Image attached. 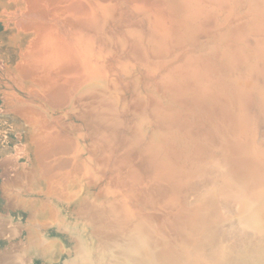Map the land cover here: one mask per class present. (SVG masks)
<instances>
[{
    "label": "rangeland",
    "instance_id": "rangeland-1",
    "mask_svg": "<svg viewBox=\"0 0 264 264\" xmlns=\"http://www.w3.org/2000/svg\"><path fill=\"white\" fill-rule=\"evenodd\" d=\"M85 1L89 2V0H85ZM94 2L97 1L93 0L92 3L93 5L96 6ZM149 2L151 6L153 5V7L150 10L151 13L150 14L148 13L149 15L148 16L145 15V17L142 16L144 14L141 13V10L139 8H137L135 5H131L129 2H125V11H126L125 16L124 13L122 12L121 15L124 17L122 16L120 17L121 19L120 21H122L121 23L125 22V32H124L125 34H122L125 40H123L124 39L123 36L120 35V32L117 31L118 29H116L115 26L111 27L112 29L106 28L105 26L102 25V23H100V21H98L100 19H97L96 21V27L98 26L99 28L98 35L100 36L98 35L96 36L95 28L93 29V27H91L88 30H83L85 32L80 30L79 32L81 36L80 38L81 39L83 38V41H85V42L83 41L81 42H83L84 44L86 43V45L90 47L89 49L90 52H93L94 54L96 53V55L102 58V60H98L99 58L95 57L94 60L97 59L98 64L101 61L99 65L105 64L104 67L105 66L108 67V69L105 67L107 71L106 73L107 74L110 73V75L113 74L111 75L113 80L109 79V81L106 83H104V81L100 82L99 80H97L98 82H93L89 85H86L83 88H80L75 93H73L74 91L72 92L70 91L69 94L71 95L68 94L70 100L68 99L67 103L65 102L66 104L60 107H51L48 102L46 103L47 100L45 99L43 92L35 88L37 84L39 85V83L36 82H35L36 84L31 83L29 88H26V86H23L21 82L14 75L13 68L16 66V64L20 59L19 58L20 57L19 51L21 50L20 44H25L27 38L24 37V39L20 43L15 42L13 40L14 30L9 24L8 20H6V17L2 15L1 6H0V264H49L50 263L49 259L45 256L43 251L37 250V248L34 247L35 244L33 241H35V237L33 236L30 238L29 236V230L27 225L31 215L30 209L28 210V208H24L20 204L19 205L15 204L14 199L11 196L13 192L15 194L17 193V190H15V188L12 186L14 185L15 181L17 182L19 181L18 180L19 176L23 175V173L26 174H28L29 172L31 173V170L33 169V165H32L33 153L30 149L27 148L26 129H25L24 118L22 115V112L26 111V109L28 111H33V110H37V111L40 110L44 112L46 111L45 117L50 116L51 117L50 120L51 122L55 123L54 124L55 127L56 126L59 127V125L61 124L60 127L64 129L66 128L65 130L71 132V134L78 135L79 133L80 136L78 135V139L83 144L82 147L83 149H81L80 152L81 155L84 157L92 156L94 163L96 165L98 164L97 167L99 166L100 168L101 165H105L110 162L112 163V161L114 160L113 164L111 163L109 164L110 166L108 168L110 169H107L106 167L105 169L101 168L102 170L104 169L103 171L99 169L101 173L98 174V183H96L95 186H93V192L96 194L98 192L100 193L104 191L107 181H110L111 184L114 185L113 186V188H115L114 191L118 190L117 192L115 191L114 193L119 192L118 194H120L121 192L124 194L123 200L119 199V202L121 201L122 203H119L118 200L116 201L115 198H117L118 196H113V198H111V200H114L116 203L118 202L120 206L122 205L121 206L122 208L119 207L120 210L117 209V211L112 213V216L109 217L103 216L102 214L100 216H98L99 214H93L94 217L91 218L92 220L85 218L83 219L82 217L78 216L77 211L75 210V207L77 206H74L73 203H71L70 206L69 205L67 206V204L64 203L63 201L60 200L61 201L60 202L58 199H55V202L59 205L58 208L60 209L61 217L63 218L61 221L62 224L59 222V225L58 224L54 226L51 225L50 226L51 228L38 226L40 231H42V236L44 239H48V238L58 239L64 247L65 252H63V254L60 256L58 260L53 261L50 264H99L101 261H103L106 264H114V263L123 264L121 263L123 260L121 253L123 252L121 250L119 251L118 248L120 249L123 248L122 246L124 245V241L127 238L126 235H128L126 241H129L128 239H130L131 238L130 236L133 235L130 231L131 230L130 228H132L131 226L132 225H134V227L138 226L139 225L138 223L140 222L141 223L148 222L153 224L154 221L156 220L157 222L155 221V223L158 224V227H160L161 230L164 228L165 231L164 230L162 231L163 234L165 233L164 236L166 237V239L169 238V240H171V242H173L172 244L174 245L178 244V242H180L181 239L179 233L177 232L181 228L179 226L183 225V223L185 222H189L192 219L191 218L189 221L187 220L186 217H188L189 214L188 216H186L187 212H185V209L181 205V201H180V198L182 197L181 193L185 191V187L187 186L186 184L188 183L186 182V180H188L189 177L191 178L193 175H195L194 173L196 172L197 168L198 169L199 167L209 168L212 166L211 164L212 160L206 157L208 154L207 152L208 151L210 152V150H212L211 151L212 153L209 154H212V156L215 158L217 155L220 156L219 158L221 157L225 158L227 156H230L232 159L241 158L240 156L235 157L236 154H233L232 152H228V145L226 141L228 142L232 141V137L230 138L228 137V135L233 134L231 127L235 124V126L233 127V129L235 130V127H240V125H242L240 124V121H242L241 119L242 114H243L242 116L245 115L247 116L248 114V118L246 119V121L249 119V121H247L246 124L247 130L248 128L251 127L250 125H252L250 123L251 119H253L251 122H253L255 127H256L255 124L257 123H258L257 126H261V127L264 126V123H262V121L264 122L263 120L264 111H263V105H261L263 103H261L262 100L260 101V98H262L260 96H263L264 94L262 92L264 89V72H263L264 66H261L263 67V69L261 70L260 68L261 72H259L258 74L259 76L257 75V79L254 80L255 82L259 81L261 82V84H263V85L260 84L263 87L261 91H259V89L256 88L259 87V84L254 85L255 82L253 83L251 82L252 85H250L251 88L250 90L254 91L255 90L254 88H256L255 90L256 92L254 91L255 94L252 93L253 91L251 93L249 91L247 92L249 95L248 94L241 95L238 94L239 91L237 90V87L240 90V83H239L240 75L243 77L245 73V77H247L248 75L247 71L250 68V65L252 64L251 62L255 64H259V62L262 60V59L258 60V58L257 59L254 58V56L251 54L260 53L259 50L261 49L262 46L259 45L262 43L260 39L264 40L263 37L264 30L262 28L263 27L262 24H264V13H263L264 0H149ZM260 14L261 15L263 14V16H261ZM155 15L156 17L157 16L159 17L156 18V21H154ZM150 16L151 18L152 17L153 18L151 19ZM157 21H160V23L158 22L160 26H158V24L157 25L155 24L157 23ZM146 23L148 27L145 26ZM152 23L154 24L152 25ZM148 24L149 25L151 24V26H149ZM157 26L160 28L158 29ZM154 27L157 29L156 31L158 30L161 31L162 29L164 36L166 37L165 39L166 41H160L159 43L156 41L154 44H152V41H150L149 39L155 37V35L153 36L150 33V31H153V29H155ZM109 29L114 30L116 32L113 33L111 31L110 33ZM86 31H87V35L89 34V36L85 34ZM107 31L109 32L108 36L110 35L109 36L110 40H108V36H106L108 33ZM89 32H92L91 33L92 36H90ZM111 34L114 35L111 36ZM101 35L102 36L105 35L104 38L101 37ZM199 35L200 36L202 35V39L204 38V41L201 39ZM223 35L226 36L223 37ZM233 35L236 36L234 37ZM121 36H122L121 38L122 40L119 39ZM91 37H93V41H90L92 39ZM94 37L95 39L96 38L97 39L94 40ZM105 37H107V40ZM112 37H114L113 38L114 40L112 39ZM225 37L228 38L226 39ZM84 38L88 42H86ZM145 38H149L148 40L150 41V43L149 42L147 43L145 41ZM206 38L208 40V43ZM99 40H102L100 41V44L104 43V41L106 42L110 41L114 46V48L112 45H111L112 48L110 47L111 44L110 42L107 43L105 42L104 44H101L102 47L99 45V43L96 45L92 44L94 42L95 43L99 42ZM198 40L199 41L202 40L201 43ZM253 40H255L256 42ZM248 41L250 42L248 43ZM248 44L249 45L251 44L250 46L253 45L254 46L250 47ZM205 46L208 47L206 48ZM255 46L257 47V49H255L256 51H254ZM98 47H100V49ZM91 48L94 50L92 51ZM105 60H107L108 63L109 62L110 63L108 64ZM248 60L250 61L248 62ZM103 61L104 63H102ZM238 63L242 65L246 63L248 66L246 64L242 66ZM233 67L235 70L232 69ZM240 68L242 69L243 74H241L242 72ZM230 69L232 71H230ZM236 69H237V74H239L238 77L237 74L235 73ZM238 70L240 71L238 72ZM227 73L228 75H230V77L226 75ZM231 73L232 75L235 73L234 75L236 77L234 75L232 76ZM46 77L47 76L44 75V78H42L41 75V80H43L42 82L45 83L48 82L47 81L48 77L47 78ZM259 77L260 78L263 77V79L261 80ZM252 78L253 77H247L246 82L250 79L252 80ZM232 81L234 82L232 83ZM172 83L174 85H172ZM217 84L219 87L216 86ZM253 85L255 87H253ZM191 92L194 94H191ZM234 92L236 93L234 94ZM260 92H262L263 94L260 95ZM74 94L75 96L76 95L77 96L75 97ZM253 94H254V98H253ZM255 95L258 96L256 97ZM249 96H251L252 100L250 99ZM241 97L243 99L245 98L244 99L245 102H243L244 100H242ZM255 98L259 99V101ZM247 99L251 101L250 102L251 104L249 103V101H247ZM69 101L70 103H68ZM235 101L236 103H234ZM247 102L248 104L245 105V103ZM254 103L257 105H255ZM241 104L242 106H240ZM247 105H252L256 109L258 108V111L256 109H253L254 107L252 108V106L251 107L249 106L250 107L249 108ZM259 107H261L260 109L261 111L259 110ZM247 111L250 112L248 113ZM240 112L243 113L240 114ZM256 112L259 113H257L256 115ZM250 114L252 117L249 116ZM121 115L124 120L120 117ZM117 116L119 117V119L117 118ZM234 116L236 120H234L235 119ZM120 118L123 120V123L122 121H120L121 120ZM96 119L97 120L108 119V120H106V122L104 120L102 121L98 120L99 122H97ZM259 121L261 122L262 125L259 124L260 123ZM104 122L106 125L104 124ZM56 123H59V125ZM238 123L240 125H238ZM249 123L250 125H248ZM89 124L91 125L95 124V125L92 128V126ZM213 125L216 126V128L213 127ZM118 128L124 130L121 131ZM205 128L207 129V131L205 130ZM190 130L192 131V133ZM104 131L106 133H104ZM229 131L231 133H229ZM241 131L242 130H240V132ZM248 132L249 131H246L245 133ZM103 133L105 134V136L103 135ZM107 133L108 135L110 133L111 136L110 137H108V135L106 136ZM222 133H224V135ZM205 135H207L208 138ZM106 137L108 139H106ZM221 138L223 141H221ZM103 139L106 140L104 141ZM203 139L205 143L203 142ZM119 140L122 143L119 142ZM107 141H108L107 144L108 146L106 145ZM190 141L194 143L190 145L191 144ZM134 142L136 143L134 144ZM216 143L217 145H215ZM218 143L220 144L218 145ZM110 145L112 147H109ZM127 145H130V147ZM194 146L195 149L192 148ZM221 146H224L225 148L224 147L222 148ZM105 147L107 150L105 149ZM145 147H147L146 150ZM213 147L214 148L218 147V148L213 149ZM184 148H186L187 150H184ZM191 148L194 151H192ZM188 150L192 152H189ZM196 150L198 153H196ZM225 151H227V153H230L231 155L230 154L227 155ZM149 152L154 153L153 155L154 157L151 156ZM193 152L195 155L193 154ZM236 152H238V150ZM142 153L143 154L145 153L144 154L145 157H143ZM219 153L222 156L219 155ZM106 154L107 156H105ZM155 154L157 155L155 156ZM114 156L117 157L116 161ZM215 158L213 160H215ZM206 159L210 160L211 163L209 162V164L211 165L208 164L206 166H203L201 164L202 161H207ZM122 162H124L123 164L125 166L124 165L120 166ZM134 162L138 164V166H136ZM152 162L154 163L153 165ZM156 162L158 165L155 164ZM196 162L201 164V165L200 164L197 165L198 166V167L196 166L197 168L194 166ZM213 162L215 166L217 162L216 161ZM149 164L151 168H154L156 170L154 171L153 169H150ZM139 165L141 168L139 167ZM163 166L164 167L166 166L165 168H167L168 171H170V174L167 173V175H165L166 173L164 174L162 172L167 170V169H163L164 168ZM143 167H147L148 169L146 168L147 169L146 170ZM203 170L205 169L203 168ZM129 171L132 173H130ZM207 171L211 172L212 167L210 168V170L207 169ZM158 172L161 173L162 175L164 174L162 177L165 178H162L161 174H159ZM120 173L121 174L124 173L125 176L124 174H122L121 176ZM137 173L139 174V178L137 177L138 176ZM130 175L133 177H131ZM153 175H155V178H153L154 177ZM156 176H160L161 179H159V177L157 178ZM135 177L138 179L134 180ZM112 178L115 181H113ZM145 178L146 180L148 178L149 179L146 181L144 180ZM181 178L183 179L182 181ZM219 181L221 182V180ZM93 183H91L90 185H93ZM167 183L170 184L167 185ZM173 184H176L177 188ZM178 184L180 186V189ZM24 187L27 189V192H25L23 196H25L27 199L33 197L42 198L41 196L31 192L29 190L28 185H25ZM174 188L175 190L177 189L175 192L177 194L173 193ZM181 190L182 192L180 193ZM11 191L12 193H10ZM105 192L108 193L109 191L105 189ZM169 194L171 196H169ZM178 194H180V196ZM110 195L112 194L110 193ZM169 197L170 198L175 197V198L170 199ZM171 202L174 207H172ZM168 204H170L169 205L170 207L168 206ZM115 206L117 207V205ZM175 207L178 208L176 209ZM120 211H122V213H120ZM118 212L119 215L124 214L123 217H121L122 215L119 216ZM184 213L185 216L183 215ZM116 214L118 215V217H120V219L117 218ZM95 215L99 217V218L97 217V219L100 220V222L95 220L96 219ZM114 216L116 219L114 218ZM184 217L186 219L185 222H183ZM87 220L89 221L87 222ZM144 220L146 222H144ZM178 220H180L181 222ZM170 221L172 222V224ZM93 222L94 224L96 223V226H98V228H100V226H102V228L104 227L103 229L100 228V230H103V232L101 231L100 233H94L93 230L96 231L97 227L95 228L93 226L94 225ZM112 223H114L115 225ZM136 223L138 225H136ZM128 224H131V226L129 225L128 227ZM174 227L175 228L179 227V228L174 229ZM122 229L125 232H122ZM128 230L130 231L129 232L130 234H127ZM111 231L112 233H110ZM121 238L122 239L124 238L123 241ZM30 239H32L33 241L31 242ZM83 242H84L83 245L87 248V250L84 248L83 251H81L79 249L80 248L79 246ZM116 244L121 246L119 247ZM125 259H129V256H125ZM105 260H107V262H105ZM126 262L129 263L128 260H126Z\"/></svg>",
    "mask_w": 264,
    "mask_h": 264
},
{
    "label": "bare ground",
    "instance_id": "bare-ground-1",
    "mask_svg": "<svg viewBox=\"0 0 264 264\" xmlns=\"http://www.w3.org/2000/svg\"><path fill=\"white\" fill-rule=\"evenodd\" d=\"M96 1L97 2H94L96 4V6L92 4L93 0L92 1L89 0V2H87L85 0H1V2H0L1 11H2L1 13H2V15H4L6 17V20H8L9 24L11 25V27L14 30L13 40L15 42L20 43V42H22L24 37L27 38V41L25 42V44H20L21 45V50L19 51L20 52V55H19L20 59H19L18 63L16 64V66L13 68V73L16 76V78L21 82V84L23 86H26V88H29L31 83H34V84L39 83V85L37 84V86L35 88L37 90L43 92V95H44L45 99L47 100L46 103L48 102L51 107H60V106L65 105L67 103L68 99L70 100V97L68 96L70 91L71 92L74 91L73 93H75L80 88H83L86 85H89L93 82H98L97 80H99L100 82L104 81V83H106L109 81V79L110 80L112 79L111 75H113V74L110 75V73L109 74L106 73L107 72L105 69L106 66L104 67L105 64L99 65L101 63V61L98 64L97 59L94 60L95 57L99 58L98 60H102V58L99 57L98 55H96V53L94 54L93 52H90V50H89L90 47L88 45H86V43L85 44L83 43V42H85V41H83V38L82 39L80 38L81 37L79 34L80 30H82V31L88 30L91 27H93V29L95 28V32H96L95 34L97 36L99 34L98 33L99 28H98V26L96 27V21H97V19H100L98 21H100V23H102L103 26H105L106 28H111V27L115 26L116 29H118L117 31L120 32V35H122V34H125L124 33L125 32V22L121 23L122 21H120L121 20L120 17L122 16L121 15L122 12L124 13V16H125V12H126L125 11V2H129L131 5H135L137 8H139L141 10V13L144 14V15H142L144 17H145V15L148 16L151 13L150 10L153 7V5L151 6L149 0H96ZM135 6H133V7H135ZM258 12H259V9H258ZM124 16H122V17H124ZM261 16H263V14ZM157 17L155 15V20L154 19L153 20L156 21ZM150 18H151V16H150ZM157 20H159V19H157ZM158 22L160 23V21H157V23H155V24L157 25ZM150 23H151V21H150ZM204 23H206V22H204ZM153 24L154 23H152V25ZM145 26H147V23ZM149 26H151V24ZM158 26H160V25L158 24ZM158 26H157V28L159 29L160 27H158ZM262 26L261 27L264 30V24H262ZM111 29H109L110 33H111V31L113 33L116 32V31L111 30ZM113 29H115V28H113ZM150 29H152V28H150ZM156 30H157L156 28L153 29V31L149 30L151 35H153V36L155 35V37L151 38V39L145 38V41L147 43L148 42L150 43V41H152V44H154L156 41L158 43L160 41H166L165 40L166 37L164 36L162 29H161V31H159V30L156 31ZM82 31H81V34H82ZM104 31H105V28H104ZM83 32H85V31H83ZM89 33H90V36H92L91 35L92 32H89ZM206 33H208V32H206ZM85 34L87 35V31ZM108 34H109V32L107 33L106 36H108ZM102 35H101V37L104 38L105 35L104 36H102ZM113 35L111 34V36H113ZM255 35H256V33H255ZM87 36H89V34ZM98 36H100V35H98ZM109 36H108V40H110ZM122 36L119 39H121ZM224 36H226V35H223V37ZM200 37L202 39V35ZM253 37H255V36H253ZM91 38L92 39L90 41H93V37H91ZM105 38L107 40V37H105ZM113 38L114 37H112V39ZM123 38H124V36H123ZM207 38H206V40H207ZM86 39H87V37H86ZM96 39L94 37V40H96ZM115 39H116V36H115ZM102 40H99V42H97V43L94 42L95 44L92 42L91 43L93 45H96L99 43V45L101 46V44H104L106 42V41H104V43L100 44V41H102ZM123 40H125V38ZM202 40L204 41V38ZM260 40L262 42V43L259 42V43H261L259 45H262L261 49L259 50L260 53H257V54L254 53L251 55H253L254 58H256V59L258 58V60L259 59H262V60L259 62V64H255V63L251 62L252 64L250 65V68L247 71V74H248L247 77H253L252 80L250 79L246 82L247 77H245V73H244L243 77L240 75V77H239L240 90L237 87V90L239 91L238 94L245 95V94H248L247 92H249V91L251 93L253 90H250L251 89L250 85H252V83L255 82L254 80L257 79V75L259 74V72H261L260 68H261V70L263 69V67H261V66H264V40L263 39H260ZM81 41H83V42H81ZM117 41H119V40H117ZM201 41H199V42L201 43ZM231 41H233V40H231ZM253 41H255V40H253ZM86 42H88V41L86 40ZM107 42H110V41H107ZM112 42H114V41H112ZM212 42H213V40H212ZM249 42L250 41H248V43ZM255 42H253V43H255ZM110 43H108V44H110ZM123 43H124V41H123ZM207 43H208V40H207ZM111 45H112V43L110 44V47L112 48L113 45L112 46ZM121 45H124V44H121ZM257 45H258V43H257ZM253 46H250V47H253ZM94 47H96V46H94ZM205 47L207 48L208 46H205ZM98 48L100 49V47H98ZM113 48H114V46H113ZM227 49H228V46H227ZM255 49H257L256 46L254 47V51H256ZM93 50L94 49H92V51ZM107 51H108V49H107ZM246 52H248V51H246ZM222 53H225V52H222ZM229 55H231V54H229ZM238 55H240V54H238ZM249 57H248V59H249ZM228 59H230V58H228ZM105 61L108 63L107 60H105ZM249 61L250 60H248V62ZM102 63H104V61ZM210 63H211V61H210ZM238 64H240V63H238ZM244 64H246V63H244ZM244 64L243 65L240 64V65L244 66ZM219 66H221V65H219ZM106 68L108 69V67H106ZM238 68H239V66H238ZM232 69H234V67ZM240 70L242 72L241 68H240ZM240 70H238V72ZM230 71H232V70L230 69ZM235 73L237 74V69H236ZM241 74H243V72ZM41 75H42V78H44V75H46L48 77V80L46 79L48 82H46V83L42 82L43 80H41ZM226 75H228V73ZM231 75H232V73H231ZM238 75L239 74H237V77H238ZM114 77H116V76H114ZM208 77H209V75H208ZM228 77H230V75H228ZM260 79L262 80L263 77H261ZM114 81H116V80H114ZM233 82L234 81H232V83ZM206 83H207V81H206ZM206 83H205V85H206ZM249 83H251V84H249ZM238 84H236V85H238ZM255 84H259V87L261 89L259 87H256V88H258L259 91H261L263 88L261 85H263V84H261V82H259V81L255 82L254 85ZM172 85H174V84L172 83ZM254 85H253V87H255ZM216 86H218V84ZM177 87H178V85H177ZM256 88H254V89L256 90ZM220 90H222V89H220ZM234 91H235V89H234ZM254 91L252 93H254ZM180 92H181V90H180ZM222 92H224V91H222ZM262 92L264 93V89ZM262 92H260V95L263 94ZM235 93L236 92H234V94ZM175 94H176V92H175ZM191 94H194V93L191 92ZM254 94H253V98H254ZM69 95H71V94H69ZM79 95H80V93H79ZM258 95H255V96L257 97ZM74 96H75V94H74ZM225 96H227V95H225ZM251 96H249L250 99H251ZM260 97L263 98V99L260 98V101L262 100L261 103H263V104H261V105H263V111H264V94H263V96H260ZM41 98H43V97H41ZM244 99L242 98V100H244ZM255 99H257V98H255ZM257 100L259 101V99H257ZM192 101H193V99H192ZM247 101H249V100L247 99ZM243 102H245V100ZM250 102L251 101H249V103ZM68 103H70V101ZM234 103H236V101ZM246 104H248V102L245 103V105ZM255 105H257V104H255ZM240 106H242V104ZM247 106L251 107L252 105H247ZM253 107L254 106H252V108ZM253 109H256V108L254 107ZM260 109H261V107H259V110ZM32 110H33V108H32ZM256 110L258 111V108ZM45 112L40 111V110L39 111H37V110L28 111L27 109H26V111L22 112V115L24 118V123H25V129H26L27 148L30 149L33 153V162H32L33 169L31 170V173L30 172L28 174L23 173V175H20L18 182L17 181H15V183L13 182L14 185L12 187H14L15 190H17V193L16 194L14 192L12 193V191L10 193H12L11 196L14 199L15 204H18V205L20 204L22 207L28 208V210L30 209L31 215H30V220H28L29 222H28L27 227L29 230L30 238L34 236L35 241L32 240L33 238L30 240H31V242L32 241L34 242V244H35L34 247L37 248V250L43 251L45 256L49 259L50 263H52L53 261L58 260L60 258V256L63 254V252H65L64 247L58 239H49V238L44 239L42 236V231H40L38 226H41V227L43 226V227L47 228V227H50L51 225H53V226L57 225V224L59 225V222L61 223L63 218L61 217V212H60V209L58 208L59 205L55 202V199H58L59 201L60 200L63 201L64 203L67 204V206L68 205L70 206V204L73 203L74 206H77V207H75V210L77 211L78 216L82 217L83 219L84 218L85 219H91L94 217L93 214H99L98 216H100L102 214L103 216L109 217V216H112V213L116 212L117 209L120 210L119 207H121L122 205L120 206L119 203H122V202L121 201L119 202V199L123 200L124 194L121 192H120V194H118L119 192L114 193L116 190L114 191V189H115V188H113L114 185H112L110 181H107L106 186H105V189L107 191H109L108 193L105 192V189H104V191H102L100 193L98 192L96 194L93 192V186H95V184L98 183V174L101 173L100 170L103 171L105 169V167L107 169H110L108 167L110 166L109 164L111 162L108 164L104 163L105 165H101V167L99 168V166L97 167L98 164L96 165L94 163L92 156H89V157L82 156L80 152H81V149H83L82 148L83 144L78 139L79 133H78V135L71 134V132L65 130L66 128L64 129V128L60 127L61 124L59 125V123H56L59 125V127L58 126L55 127L54 126L55 123L51 122V120H50L51 117L50 116H49L50 118L48 116L45 117V115H46ZM247 112L249 113L250 111H247ZM242 113L243 112H240V114H242ZM257 113H259V112H256V115H257ZM242 115H241L242 121H240V124H242V125H240L238 123V125H240L241 128L235 127V130H234L233 129V127L235 126V124H234L231 127L233 134L228 135L229 138L232 137V141L231 142L226 141V143L228 145V152H232L233 154H236L235 157L240 156L241 158L238 157L239 159H235V158L232 159L230 156H227L225 158L224 157L219 158L220 156H218V155L215 158L212 156V154H209V153H212L211 152L212 150L209 149L210 152L208 151L207 152L208 154L206 153L207 154L206 157L210 158V160H212V163L210 162L209 159H206L207 161H202L201 164L203 166H206L210 162L212 164V166H211L212 171L211 172L207 171V169L210 170L211 167L206 168V167L202 166L205 170H203V168H200V167L198 169L197 165H199L200 163L196 162L197 164L195 163L196 165L194 164V166L195 167L197 166L196 168L198 170L196 169V172L194 171L195 175H193L191 178L189 177V179L186 180V182H188V183L186 184L187 186L185 187V191L182 192L183 188L180 191V193L182 192L181 193L182 197L180 198L181 205L185 209V212H187L186 216H188V214H189V216L186 218L188 221L192 218L189 222H185L186 219L184 217L183 222H185V223H183V225L179 226L181 228L177 232L179 233L180 238H181L180 242H178V244L174 245V244H172L173 242H171V240H169V238L166 239V237L164 236L165 233L163 234V231H162V230H164V228L161 230L160 227H158V224L155 223L156 220L154 221L153 224L148 223L144 220V222H146V223L140 222V223H138L139 225L136 223V225H138V226H135V227H134V225L131 226V224H128V227H129V225L132 227V228H130L131 230L130 229L129 230L131 231V233L133 235L130 236L131 240L128 239L130 241L129 242V241H126L128 238V235L125 234L127 236V238L125 240L126 243L124 241V245L122 246L123 248L121 247L122 249H120L117 247L119 249V251L121 250L123 252V253H121L122 259H123L121 263H123V264H264V126H262V127L257 126L258 125V123H257V124H255L256 125V127H255L253 122H251L253 119H251L250 123L252 125H250V123H249L248 125H250L251 127L248 128V130H247L246 124H247V121H249V119L247 121H246V119L248 118V114H247V116L246 115L242 116ZM249 116H251V114ZM120 117L122 118V115ZM254 117H256V116H254ZM117 118L119 119L118 116H117ZM234 118H235V116H234ZM122 119L120 121H122V123H123L124 119L123 120ZM98 120H97V122L102 121L104 119L99 120V121ZM106 120H108V119H106ZM106 120H104V121L106 122ZM234 120H236V118ZM116 121H118V120H116ZM216 121H218V120H216ZM105 122H104V124H105ZM241 122H243V123H241ZM262 123H264V122L262 121ZM91 124H89V125H91ZM102 124H101V126H102ZM259 124H261V122ZM94 125H91L92 128L94 127ZM124 125H125V123H124ZM210 125H212V124H210ZM96 126H97V124H96ZM88 127H90V126H88ZM213 127L216 128V126H214V125H213ZM107 129H109V128H107ZM94 130H96V129H94ZM98 130H100V129H98ZM119 130H121V129H119ZM122 130H124V129H122ZM205 130L207 131L206 128H205ZM240 130H242V131L240 132ZM246 131H249V132L245 133ZM97 133H98V131H97ZM104 133H106V132L104 131ZM104 133H103V135L105 136ZM191 133H192V131H191ZM214 133H215V131H214ZM229 133H231V132L229 131ZM91 134H92V132H91ZM127 134H128V132H127ZM222 134L224 135V133H222ZM107 135H108V133L106 134V136ZM110 136L111 135L109 133L108 137H110ZM205 136L208 138L207 135H205ZM215 136H216V134H215ZM115 137H117V136H115ZM222 138H221V141H223ZM106 139H108V138L106 137ZM106 139H103V140L105 141ZM111 139H113V138H111ZM121 139H123V138H121ZM209 141H211V140H209ZM119 142H121V141L119 140ZM185 142H187V141H185ZM196 142H197V140H196ZM203 142H204V139H203ZM127 143H129V142H127ZM130 143H131V141H130ZM135 143L136 142H134V144ZM193 143L194 142H191V144L190 143H188V144L192 145ZM107 144H108V141L106 142V145ZM211 144H213V143H211ZM219 144L220 143H218V145ZM142 145H143V143H142ZM215 145H217V143ZM127 146L130 147V145H127ZM184 146H186V145H184ZM224 146H225V144H224ZM224 146H221V147L223 148ZM109 147H112V146L110 145ZM121 147H123V146H121ZM116 148H117V146H116ZM118 148H120V147H118ZM192 148L195 149V146ZM215 148H218V147H215ZM215 148L213 147V149H215ZM105 149H106V147H105ZM146 149H147V147H145V150ZM193 149H192V151H194ZM236 149L238 150V152H236L237 151ZM113 150H114V148H113ZM172 150H173V148H172ZM184 150H187V149L184 148ZM4 151H6V150H4ZM108 151H110V150H108ZM148 151H149V149H148ZM192 151H189V152H192ZM214 152H215V150H214ZM225 152L227 153V151H225ZM109 153H108V155H109ZM121 153H122V151H121ZM149 153L151 156L154 155V153H152V152H149ZM196 153H198L197 150H196ZM115 154H116V152H115ZM144 154H143V157H145ZM157 154H155V156ZM187 154H189V153H187ZM193 154H194V152H193ZM228 154H230V153H227V155ZM219 155H221V154L219 153ZM105 156H107V154ZM118 156H120V155H118ZM114 157H115V161H116L117 157L116 156H114ZM124 157H125V155H124ZM214 158H215V160H213ZM108 159H110V158H108ZM157 160H158V158H157ZM203 160H205V159H203ZM113 161L111 164H113ZM130 161H131V159H130ZM213 161H216L218 164L216 163V165L214 166ZM123 163L124 162H122L120 166L124 165ZM153 164L154 163L152 162V165ZM155 164H157V162ZM211 164H209V165H211ZM135 165L138 166V164H136V163H135ZM166 165H167V163H166ZM111 166H113V165H111ZM149 166H150V164H149ZM139 167H140V165H139ZM165 167L163 169H167ZM101 168H104V169L102 170ZM126 168H128V167H126ZM143 168L146 169L147 167H143ZM150 169H153L154 171L156 170L154 168H151V166H150ZM150 171H152V170H150ZM162 172L164 174L166 173L165 175H167V173L170 174V171H168V169L165 171H162ZM206 172H208V173H206ZM116 173H117V171H116ZM130 173H132V172H130ZM152 173H154V172H152ZM122 174H124V173H122ZM122 174H121V176H122ZM159 174H161V173H159ZM131 175H133V174H131ZM163 175L161 174V177ZM124 176H125V174H124ZM153 176L152 177L155 178V175H153ZM131 177H133V176H131ZM137 177L139 178V174ZM156 177L157 178L159 177V179H161L160 176H156ZM138 178L135 177L134 180H136ZM162 178H165V177H162ZM182 178H181V181L183 180ZM144 180H146V178ZM219 180H221V182ZM113 181H115V180L113 179ZM179 181H180V179H179ZM91 183H93V185H90ZM168 184H170V183H167V185ZM176 184H173V185L176 186ZM179 184H178V186H179ZM25 185H28L29 190L31 192L41 196L42 198L33 197L30 199H27L25 196H23V194L25 192H27V189L24 187ZM156 185H157V183H156ZM176 188H177V186H176ZM179 189H180V186H179ZM174 190H175V188H174ZM174 190H173V193H175L177 189L175 191ZM171 192H172V190H171ZM110 193L112 195H110ZM175 194H177V193H175ZM178 195L180 196V194H178ZM113 196H118L115 199H116V201L118 200L119 203L118 202L116 203L114 200H111V198H113ZM169 196H171V195L169 194ZM173 198H175V197H173ZM151 200H153V199H151ZM171 204H172V202H171ZM179 204H180V202H179ZM115 205H117V207ZM169 205L170 204H168V206ZM172 207H174L173 204H172ZM179 210H181V209H179ZM120 213H122V211H120ZM179 214H181V213H179ZM118 215H119V212H118ZM118 215H117V218L120 219V217H118ZM121 215H119V216H121ZM123 215L121 217H123ZM183 215L185 216V213ZM95 216H96L95 220L100 222V220L97 219L98 216L97 215H95ZM115 216H114V218H115ZM88 221L89 220H87V222ZM101 221H104V220H101ZM178 221H180V220H178ZM118 223H119V221H118ZM93 224H94V222H93ZM112 224H114V223H112ZM171 224H172V222H171ZM93 226L95 228L97 227L96 231L93 230L94 233H100L101 231L103 232V230H100V228L103 229L104 227L102 228V226H100V228H98V226H96V223ZM125 226H127V225H125ZM60 227H62V226H60ZM171 227H173V226H171ZM178 228L174 227V229H178ZM109 230H107V231H109ZM129 230H128L127 234H130ZM122 232H125V231L122 229ZM110 233H112V231ZM8 235H9V233H8ZM96 237H99V236H96ZM178 238H179V236H178ZM123 239H122V241H123ZM79 242H81V241H79ZM115 243H117V242H115ZM77 244H79V243H77ZM83 244H84V242L81 243L80 246L78 245L80 247L79 249L81 251H83L84 248L87 250V248ZM116 245H118V244H116ZM116 245H115V248H116ZM81 247H83V248H81ZM86 250H84V251H86ZM125 256H129V259H125ZM126 260H128L129 263H127ZM105 262H107V260H105ZM103 263L104 262L101 261L99 264H103ZM104 264H106V263H104Z\"/></svg>",
    "mask_w": 264,
    "mask_h": 264
}]
</instances>
